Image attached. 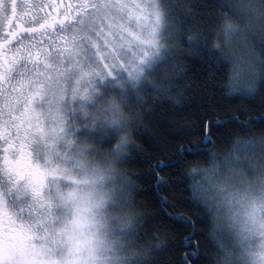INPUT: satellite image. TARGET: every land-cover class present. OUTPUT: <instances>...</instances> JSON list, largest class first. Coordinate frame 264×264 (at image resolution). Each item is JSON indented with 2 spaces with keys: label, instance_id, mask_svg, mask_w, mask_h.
I'll list each match as a JSON object with an SVG mask.
<instances>
[{
  "label": "snow or ice",
  "instance_id": "1",
  "mask_svg": "<svg viewBox=\"0 0 264 264\" xmlns=\"http://www.w3.org/2000/svg\"><path fill=\"white\" fill-rule=\"evenodd\" d=\"M186 6L181 0H0V264H83L86 225L78 216L67 229L61 195L62 180L75 182L66 175L69 165L83 167L72 158L87 128L79 126L84 106L76 101L121 78L135 85L167 72L168 40L180 35L175 9ZM154 87L160 96L167 93L163 84ZM210 122L204 127L209 142ZM165 167L161 162L154 169L159 191L166 187ZM202 191L197 185V198ZM159 203L164 216L187 223L173 216L167 197ZM164 216L152 222L166 223ZM144 223L130 243L140 240ZM183 244L192 246L191 237ZM182 259L188 264L186 255Z\"/></svg>",
  "mask_w": 264,
  "mask_h": 264
},
{
  "label": "clouds",
  "instance_id": "2",
  "mask_svg": "<svg viewBox=\"0 0 264 264\" xmlns=\"http://www.w3.org/2000/svg\"><path fill=\"white\" fill-rule=\"evenodd\" d=\"M160 11L166 21L167 9L161 6ZM257 23L264 27V0H248L244 7L224 13L211 45L230 57L250 81L264 71L245 44L250 26ZM167 27L172 29L171 22ZM200 35L193 32L188 36L190 49L202 42ZM181 39L180 34L168 40L169 61L162 66L171 64L169 71ZM241 58L243 65L239 64ZM159 74L155 80L135 85L121 78L76 101L84 106L77 113L79 126L87 128L76 138L72 158L83 167L69 165L66 175L75 182L62 180L61 195L67 229H72L78 216L86 225L81 237L87 241L81 252L83 264H152L154 245L150 240L129 242L143 217L134 207L136 185L125 162L137 148L136 132L145 124L146 105L141 103L145 96L151 92L177 106L181 103L178 90L159 79ZM156 84H163L167 93L158 95ZM253 145L243 159H213L201 170L203 183L197 180L203 188L201 200L210 213L208 238L215 245L214 264H264V138Z\"/></svg>",
  "mask_w": 264,
  "mask_h": 264
},
{
  "label": "trees",
  "instance_id": "3",
  "mask_svg": "<svg viewBox=\"0 0 264 264\" xmlns=\"http://www.w3.org/2000/svg\"><path fill=\"white\" fill-rule=\"evenodd\" d=\"M181 2L187 6L175 11L183 39L171 57L173 69L158 77L174 85L181 103L177 106L151 92L145 96L141 101L146 105L145 124L136 132L137 148L125 168L135 180L134 207L145 221L140 240L154 245L152 264H183L185 255L188 264H214L215 245L208 238L210 213L195 199L197 180L202 182L200 172L213 159H243L248 154L238 151V146L264 138V71H258L254 81L247 80L230 57L211 48L220 18L248 0ZM259 26H250L245 44L256 65L264 68V27ZM193 32L201 34L202 42L190 49L188 36ZM244 63L241 58L239 64ZM208 118L211 142L204 140ZM161 162L166 166L160 170L166 185L163 191L154 172ZM160 196L168 198L173 216L182 215L187 223L164 216ZM160 216L166 223L152 222ZM186 235L192 246L183 244Z\"/></svg>",
  "mask_w": 264,
  "mask_h": 264
},
{
  "label": "rangeland",
  "instance_id": "4",
  "mask_svg": "<svg viewBox=\"0 0 264 264\" xmlns=\"http://www.w3.org/2000/svg\"><path fill=\"white\" fill-rule=\"evenodd\" d=\"M61 2H62V0H58V2H56V3L60 4ZM68 2H69V0H63V3H65V4L68 3ZM128 2L129 3H140L141 5H143V4L147 3L148 0H128ZM46 11H52V10H51V8H49V9H46ZM58 11H63V8L58 9ZM5 31H7V29H5ZM0 42H2V41H0ZM237 150L241 151L242 154H248L247 150H246V144L239 145ZM4 155H5V153H3L2 148H0V167H2L3 164H4V160H3ZM228 159H234V157L230 156V157H228ZM257 159H259V158H257ZM200 175H201V172H200ZM201 181H202L201 183H203V177H202ZM195 190H196V188H195ZM194 194H195V192H194ZM195 199L198 202H202V200L197 198L196 195H195Z\"/></svg>",
  "mask_w": 264,
  "mask_h": 264
},
{
  "label": "bare ground",
  "instance_id": "5",
  "mask_svg": "<svg viewBox=\"0 0 264 264\" xmlns=\"http://www.w3.org/2000/svg\"><path fill=\"white\" fill-rule=\"evenodd\" d=\"M260 27V26H259ZM255 32V31H254ZM262 42V41H261ZM249 92V91H248ZM199 177V176H198Z\"/></svg>",
  "mask_w": 264,
  "mask_h": 264
}]
</instances>
